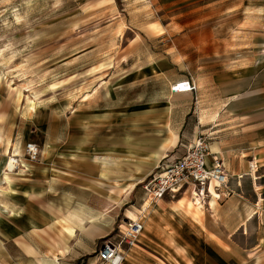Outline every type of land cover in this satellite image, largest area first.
<instances>
[{
    "label": "rangeland",
    "instance_id": "obj_1",
    "mask_svg": "<svg viewBox=\"0 0 264 264\" xmlns=\"http://www.w3.org/2000/svg\"><path fill=\"white\" fill-rule=\"evenodd\" d=\"M263 66L264 0H0V264L47 258L76 204L68 171L121 159L127 134L155 140L146 132L164 126L178 79L204 86ZM105 108L117 113L95 117ZM107 145L117 151H98ZM76 242L59 264L78 257ZM88 261L94 252L77 264Z\"/></svg>",
    "mask_w": 264,
    "mask_h": 264
},
{
    "label": "crops",
    "instance_id": "obj_2",
    "mask_svg": "<svg viewBox=\"0 0 264 264\" xmlns=\"http://www.w3.org/2000/svg\"><path fill=\"white\" fill-rule=\"evenodd\" d=\"M248 70L225 82L214 75L203 80L204 86L191 78L196 92L171 93L159 118L164 126L153 119L158 126L146 134L155 140L133 143L127 134L121 159L104 154L88 164L74 163L68 198L76 204L63 213L60 240L51 253L31 264H59L58 256H65L75 240L80 254L69 264H77L79 257L96 253L98 241H118L117 231L127 219L141 221L143 231L122 264H264V66L254 78ZM115 109L105 108L95 117L106 118ZM152 112L145 110L147 118ZM200 136L209 137L207 162L220 163L227 183L217 190L209 185L204 198L184 187L152 201L141 183L170 149L179 145L174 157L179 156ZM95 259L86 264H97Z\"/></svg>",
    "mask_w": 264,
    "mask_h": 264
},
{
    "label": "built area",
    "instance_id": "obj_3",
    "mask_svg": "<svg viewBox=\"0 0 264 264\" xmlns=\"http://www.w3.org/2000/svg\"><path fill=\"white\" fill-rule=\"evenodd\" d=\"M196 90V85L190 79L175 83L170 88L172 94L195 93ZM182 148L179 156L161 159L154 171L141 183L143 191L152 201L174 194L184 187H192L195 196L204 198L209 185L213 184L217 190L227 183V174L220 163L217 160L211 165L207 162L210 155L208 136L197 137ZM26 151L31 160L40 158L38 146L29 144ZM142 230L141 221H124L123 228L117 231L118 241H105L97 247L95 255L98 264H122L126 250L137 243Z\"/></svg>",
    "mask_w": 264,
    "mask_h": 264
},
{
    "label": "bare ground",
    "instance_id": "obj_4",
    "mask_svg": "<svg viewBox=\"0 0 264 264\" xmlns=\"http://www.w3.org/2000/svg\"><path fill=\"white\" fill-rule=\"evenodd\" d=\"M17 165V164H16ZM18 168V167H17ZM143 231V230H142Z\"/></svg>",
    "mask_w": 264,
    "mask_h": 264
}]
</instances>
